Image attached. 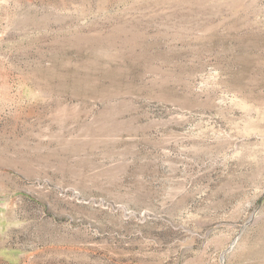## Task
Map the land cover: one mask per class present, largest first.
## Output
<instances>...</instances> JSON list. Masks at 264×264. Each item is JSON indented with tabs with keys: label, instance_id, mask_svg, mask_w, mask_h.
Wrapping results in <instances>:
<instances>
[{
	"label": "rangeland",
	"instance_id": "rangeland-1",
	"mask_svg": "<svg viewBox=\"0 0 264 264\" xmlns=\"http://www.w3.org/2000/svg\"><path fill=\"white\" fill-rule=\"evenodd\" d=\"M0 264H264V0H0Z\"/></svg>",
	"mask_w": 264,
	"mask_h": 264
}]
</instances>
